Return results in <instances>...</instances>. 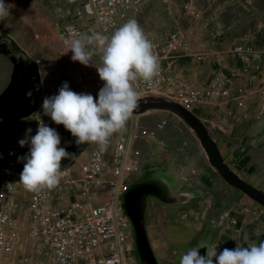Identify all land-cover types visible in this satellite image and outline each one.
<instances>
[{
    "label": "rangeland",
    "instance_id": "374dc122",
    "mask_svg": "<svg viewBox=\"0 0 264 264\" xmlns=\"http://www.w3.org/2000/svg\"><path fill=\"white\" fill-rule=\"evenodd\" d=\"M82 1L5 0V3L13 4L14 7L8 19L0 22V114L6 113L2 95L15 73L22 82L30 85L24 100L27 97L34 99L37 94L39 95L42 83L56 81H61L62 84L67 82L72 91L91 94L98 99L104 82L102 81V86L96 85L95 81H101L96 67L73 62L71 51L65 54L70 46L62 42L59 37L63 19L67 18L68 12ZM188 1L146 0L142 8L120 26L129 19H135L145 34H159L162 39L174 30L183 33L190 51L179 47L168 52L161 60L167 71L182 76L188 81L186 84L192 86L191 88L200 89L219 74L220 70L223 72L225 68L232 67L228 71L231 72L235 68L242 67L244 62L237 66L240 60L234 53L237 45L250 47L252 53H248L245 59L251 54L258 55V67L253 69L264 77V0H193L198 8L197 15L188 14L184 9ZM199 55L201 58L198 57ZM96 65L99 66V63ZM244 78L242 79L246 80L244 85L252 84L247 74ZM237 82L243 81L237 80ZM255 84H252V90L259 87L257 83ZM253 93L255 94V91ZM249 100H254V97L252 99L250 97ZM33 104L34 100H32ZM231 105L233 104L220 109L213 104L202 103L192 112L197 117L215 119L218 113L223 114ZM256 108V102L250 103L249 113L238 117H264V113L257 111ZM198 112L200 115L197 114ZM31 113L25 117L11 118L0 115V155L12 162L25 163L20 158L29 153L30 144L21 147L19 141L25 138L29 128L32 129L31 135L34 136L37 132ZM52 128L56 129L61 137V147L67 146L76 139L65 128ZM131 129L138 131L130 151L137 158L139 167L134 173L135 180L131 186L147 180H167L171 187L176 189L179 180L175 174L179 172V168L183 169L191 161L190 158L194 160L198 157L195 146L196 143L200 146L201 144L193 128L181 114L169 108H149L143 112L137 110L126 122L125 128L109 138L106 146L107 156L111 157L116 141ZM97 146L98 144L91 143L79 155L62 166V170L67 173L68 181L63 186L61 203H69L75 199L98 203L109 198L110 193L107 189H100L98 196L93 191H88V185L82 180L79 172L81 164L90 157ZM174 156L179 158L177 164L175 163L179 167L172 170L170 167L174 166L172 164ZM4 179L15 182L22 195L21 200L27 198L29 191L19 183V174L0 167V181ZM254 201L259 211L257 217L242 219L235 216L238 221L242 220V227L238 224L240 221L237 224L221 223L222 226H231L227 227L231 233L227 235L226 242L223 237L217 241L218 254L224 248L234 249L238 243L247 247L253 243L258 245L264 242V205L255 199ZM16 220L17 229H14L18 238L16 256L29 255L28 264H38L41 247L31 244L28 239L26 212L20 211ZM132 236L127 243L128 249L123 254V262L144 264L136 246L133 227ZM158 260L162 264L159 258Z\"/></svg>",
    "mask_w": 264,
    "mask_h": 264
},
{
    "label": "built area",
    "instance_id": "2783aa9c",
    "mask_svg": "<svg viewBox=\"0 0 264 264\" xmlns=\"http://www.w3.org/2000/svg\"><path fill=\"white\" fill-rule=\"evenodd\" d=\"M146 0H83L73 10L59 29L60 39L71 45L76 34L98 32L111 35L125 20L139 11ZM184 9L188 14L197 15L198 8L193 0L185 3ZM152 41L153 51L158 57L160 71L152 82L137 80L135 82L140 92V100L159 98L181 103L191 111L197 110L202 103L213 104L222 109L226 105L235 104L248 107L249 95L245 90L242 75H248L253 85L257 99V111L264 113V77L253 68H257V54L245 59L250 47L237 45L234 53L244 62L231 72L219 71L200 89L188 86L182 76L167 71L162 58L170 51L183 47L190 51L185 43L183 33L171 31L165 39L159 34H146ZM100 65L98 55L93 56ZM201 58V55L198 56ZM101 86L102 81H95ZM61 81L42 83L36 105L31 118L38 128V123L44 122L49 127H62L55 124L50 117L43 115L41 104L45 96L58 94ZM160 97V98H162ZM233 113L227 108L226 112L218 113L215 121L218 126L228 122ZM137 130L131 129L122 135L107 156L106 149L101 151L97 146L90 157L84 161L79 172L82 180L88 185V191L97 196L100 189L110 193L106 201L89 203L75 199L69 203H61L64 184L67 183V173L64 171L59 185L52 189L42 188L37 192H28L22 199L15 182L10 179L0 181V264H28L29 255L16 256L17 235L14 229L16 217L20 211L27 214V233L31 244L41 247L38 264H124L123 254L128 249L127 243L132 236L130 219L120 218V208L123 195L131 188L138 170V160L130 151L132 142L137 137ZM110 157V158H109ZM89 199V198H87ZM245 213L257 217V209L246 208ZM236 224L235 218L228 220Z\"/></svg>",
    "mask_w": 264,
    "mask_h": 264
},
{
    "label": "clouds",
    "instance_id": "9594fccd",
    "mask_svg": "<svg viewBox=\"0 0 264 264\" xmlns=\"http://www.w3.org/2000/svg\"><path fill=\"white\" fill-rule=\"evenodd\" d=\"M13 7L0 0V22L8 19ZM153 48L135 19H129L111 35L76 34L65 54L71 51L73 62L95 66L104 86L97 99L72 91L64 82L58 94L42 98L43 115L63 125L78 146L96 143L104 151L111 135L124 129L140 106L135 82H152L159 75L160 65ZM94 55L99 56V66L93 62ZM31 132V128L27 129L25 138L19 141L21 147L30 144L29 153L20 158L25 163L19 183L30 192L52 189L64 176L62 160L75 156L60 146L59 133L44 122L39 121L34 136ZM200 248L207 249L206 255L200 254ZM217 248L216 244L193 247L181 255L180 264H264V242L247 247L238 243L234 249L224 248L219 254Z\"/></svg>",
    "mask_w": 264,
    "mask_h": 264
},
{
    "label": "crops",
    "instance_id": "0c3cea01",
    "mask_svg": "<svg viewBox=\"0 0 264 264\" xmlns=\"http://www.w3.org/2000/svg\"><path fill=\"white\" fill-rule=\"evenodd\" d=\"M93 62L98 64L94 58ZM242 62L240 60L237 66ZM244 86L249 98L254 97L249 102L255 104L257 96L251 89L252 84ZM229 109L233 114L223 126H218L213 117L199 118L217 142L224 161L239 177L264 192V117H238L249 113L247 106L233 104ZM195 147L198 157L190 158L191 161L175 174L179 180L176 189L167 180H157L163 187V197H144L143 223L151 248L162 264H180L181 255L189 249L218 245L221 237L226 242L231 233L227 227L231 226L221 223H229L228 220L235 216L250 217L244 212L246 207L257 209L254 199L233 186L211 165L202 145L196 143ZM178 161L174 156V166L170 169L179 167L175 165ZM239 221L236 224L242 227V220Z\"/></svg>",
    "mask_w": 264,
    "mask_h": 264
},
{
    "label": "water",
    "instance_id": "95a60500",
    "mask_svg": "<svg viewBox=\"0 0 264 264\" xmlns=\"http://www.w3.org/2000/svg\"><path fill=\"white\" fill-rule=\"evenodd\" d=\"M29 89L30 85L22 82L18 78L17 73H15L11 79V82L2 95V103L4 105V110L6 111V113H4V115H0L5 118L25 117L29 115L33 111L38 99L37 94L34 99L27 97V99L24 100V97ZM32 100H34L33 105ZM139 104L140 106L134 111V113L137 110L143 112L149 108H169L181 114L186 122L195 131L200 144L202 145L208 156L209 162L213 167L216 168L220 175L228 180L233 186L239 188L251 198L264 205V192L239 177L234 172V170L224 161L217 142L211 136V134L208 132L207 127L204 125L201 119L196 116V114H194L185 106L164 98H147L145 100H140ZM75 140L64 148L70 154H74V156L76 157L91 143H86L78 146ZM75 157L70 156L69 158L63 159L61 162L62 166L70 162ZM0 167H3L13 173L20 174L23 170L24 163H15L0 155ZM163 194V187L158 182L147 180L132 185L130 190L126 192L122 198L124 210L129 216L135 232V242L140 258L144 264H159L151 248L146 227L143 223L144 197L147 195H155L162 198ZM199 251L201 255H206V248H200Z\"/></svg>",
    "mask_w": 264,
    "mask_h": 264
},
{
    "label": "bare ground",
    "instance_id": "6f19581e",
    "mask_svg": "<svg viewBox=\"0 0 264 264\" xmlns=\"http://www.w3.org/2000/svg\"><path fill=\"white\" fill-rule=\"evenodd\" d=\"M63 42V41H62ZM65 43V42H64ZM66 44V43H65ZM71 46V45H69ZM97 86H101L99 83H96ZM130 190V189H129ZM128 192V191H127ZM120 218L121 219H130L127 213L125 212L124 208H120Z\"/></svg>",
    "mask_w": 264,
    "mask_h": 264
}]
</instances>
